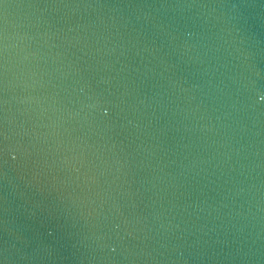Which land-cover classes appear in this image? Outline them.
<instances>
[{
  "label": "water",
  "instance_id": "obj_1",
  "mask_svg": "<svg viewBox=\"0 0 264 264\" xmlns=\"http://www.w3.org/2000/svg\"><path fill=\"white\" fill-rule=\"evenodd\" d=\"M4 4L3 264H264V0Z\"/></svg>",
  "mask_w": 264,
  "mask_h": 264
},
{
  "label": "snow or ice",
  "instance_id": "obj_2",
  "mask_svg": "<svg viewBox=\"0 0 264 264\" xmlns=\"http://www.w3.org/2000/svg\"><path fill=\"white\" fill-rule=\"evenodd\" d=\"M0 5L6 7V4H4V0H0ZM104 112L105 114H107V109H104ZM6 141H7V136L3 133H0V158H2L3 155L9 151ZM13 159H15V157H13ZM5 254H6V249L0 250V256H5ZM0 264H3L2 259H0Z\"/></svg>",
  "mask_w": 264,
  "mask_h": 264
},
{
  "label": "clouds",
  "instance_id": "obj_3",
  "mask_svg": "<svg viewBox=\"0 0 264 264\" xmlns=\"http://www.w3.org/2000/svg\"><path fill=\"white\" fill-rule=\"evenodd\" d=\"M90 107H99V102H98V100L94 101L93 104L90 105ZM8 150L10 151L11 149H8Z\"/></svg>",
  "mask_w": 264,
  "mask_h": 264
}]
</instances>
